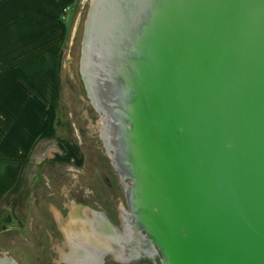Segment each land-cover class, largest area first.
Instances as JSON below:
<instances>
[{"label":"water","instance_id":"95a60500","mask_svg":"<svg viewBox=\"0 0 264 264\" xmlns=\"http://www.w3.org/2000/svg\"><path fill=\"white\" fill-rule=\"evenodd\" d=\"M80 73L136 230L169 264H264V0H91Z\"/></svg>","mask_w":264,"mask_h":264},{"label":"rangeland","instance_id":"374dc122","mask_svg":"<svg viewBox=\"0 0 264 264\" xmlns=\"http://www.w3.org/2000/svg\"><path fill=\"white\" fill-rule=\"evenodd\" d=\"M64 3L70 4L62 11L69 33L64 44L55 133L24 160L22 186H18V177L11 175L15 180L8 181L7 204L0 207V259L14 258L22 264H58L57 254L51 251V238L43 229L51 214L62 209L49 201L50 193H60L57 197H62L61 193L74 189L75 197L76 190L83 188L79 195L86 192L94 199L89 193L95 190L102 198L105 213H121L126 208L124 188L101 140V115L87 98L80 73L84 25L91 0ZM4 168L1 163L0 172ZM7 168L16 170L17 165L7 164ZM113 177L117 178L116 188L111 184ZM109 199H114L115 205Z\"/></svg>","mask_w":264,"mask_h":264},{"label":"crops","instance_id":"0c3cea01","mask_svg":"<svg viewBox=\"0 0 264 264\" xmlns=\"http://www.w3.org/2000/svg\"><path fill=\"white\" fill-rule=\"evenodd\" d=\"M63 20L57 0H0V164L5 166L0 172L1 208L7 204L8 181L15 180L11 175L22 186L24 160L55 133L69 33ZM7 164L17 169L8 170Z\"/></svg>","mask_w":264,"mask_h":264},{"label":"flooded vegetation","instance_id":"af4514ba","mask_svg":"<svg viewBox=\"0 0 264 264\" xmlns=\"http://www.w3.org/2000/svg\"><path fill=\"white\" fill-rule=\"evenodd\" d=\"M87 98L89 99L88 96ZM96 112L101 115L97 110ZM101 140L107 152H109L108 156L111 165L118 174L120 183L124 188L126 208H123L121 213H105L102 208V198L97 197L95 190L89 193L93 195L94 199H92V196L85 195L86 192H84L82 196L79 195L83 188H78V190L75 189V197H72L74 189L67 194L61 193L62 197H57L60 193H50L49 201L53 203L52 205H58L62 209L51 214L48 224L43 226V229L46 231L48 237L51 238V251L57 254V263L169 264L164 252L156 243L152 242L147 231L145 229L136 230L138 226L137 220L131 208L135 200L133 189L134 181L125 169L115 164L112 157L116 153L115 148H112V145L106 143L102 134ZM56 151H59V149L57 148ZM70 172H72V170H70ZM111 181L112 186L116 188L117 178L113 177ZM109 201L112 205L116 203L114 199H109ZM68 236L71 239L68 240ZM85 236L91 237L87 239L88 242H98V248L96 249L97 251H101L97 255H88L84 250L83 246L86 244L88 245V242L84 239ZM80 239H84L82 240L83 243ZM69 241L70 243H68ZM148 257H150V260L142 259ZM54 261L56 262V260ZM0 264L22 263L14 258H3L0 259Z\"/></svg>","mask_w":264,"mask_h":264},{"label":"bare ground","instance_id":"6f19581e","mask_svg":"<svg viewBox=\"0 0 264 264\" xmlns=\"http://www.w3.org/2000/svg\"><path fill=\"white\" fill-rule=\"evenodd\" d=\"M75 234V233H74ZM87 235V234H86ZM71 236V235H70ZM133 236V235H132ZM69 237V236H68ZM75 237H78V236H75ZM87 237V236H86ZM85 237V238H86ZM89 237V236H88ZM84 238V239H85ZM89 238H91V237H89ZM69 239H71L70 237L68 238V240ZM87 239V238H86ZM81 240V239H80ZM82 241V240H81ZM97 241V240H96ZM80 242V241H79ZM68 243H70V241L68 242ZM72 243V242H71ZM82 243H83V241H82ZM89 243V242H88ZM96 243V244H95ZM76 244V243H75ZM79 244V243H78ZM94 246H95V248H94ZM83 248H84V250L88 253V255L90 254V255H97L101 250H98L97 251V249L96 248H98V242H90L88 245L86 244L85 246H83ZM127 248V247H126ZM129 249V248H128ZM128 249H125V250H128ZM72 253V252H71ZM72 255V254H71ZM70 255V256H71ZM121 255V254H120ZM127 256V255H126ZM73 257V256H72ZM97 257V256H96ZM118 257V256H117ZM123 257V256H122ZM128 257V256H127ZM89 258V257H88ZM119 258V257H118ZM129 258V257H128ZM131 258V257H130ZM92 259V258H91ZM98 259V258H97ZM123 260H125V259H123ZM129 260V259H128ZM85 262V261H84ZM84 262H82V263H84ZM91 264V263H90ZM93 264H96V263H93Z\"/></svg>","mask_w":264,"mask_h":264},{"label":"trees","instance_id":"16d2710c","mask_svg":"<svg viewBox=\"0 0 264 264\" xmlns=\"http://www.w3.org/2000/svg\"><path fill=\"white\" fill-rule=\"evenodd\" d=\"M58 4L61 6V14H62V11L66 10L67 7L70 5V4H67V3H64V0H59L58 1ZM36 100H38L41 105H43L44 103L42 101H40L36 96H34ZM44 106V105H43Z\"/></svg>","mask_w":264,"mask_h":264}]
</instances>
